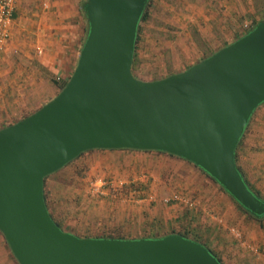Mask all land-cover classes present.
<instances>
[{
	"label": "water",
	"instance_id": "obj_1",
	"mask_svg": "<svg viewBox=\"0 0 264 264\" xmlns=\"http://www.w3.org/2000/svg\"><path fill=\"white\" fill-rule=\"evenodd\" d=\"M149 0H86L87 31L65 86L0 128V232L18 264H221L202 243L80 237L62 230L44 180L91 149L154 151L190 161L250 213L264 199L239 172L235 151L264 102V20L179 73L141 81L131 72Z\"/></svg>",
	"mask_w": 264,
	"mask_h": 264
},
{
	"label": "rangeland",
	"instance_id": "obj_2",
	"mask_svg": "<svg viewBox=\"0 0 264 264\" xmlns=\"http://www.w3.org/2000/svg\"><path fill=\"white\" fill-rule=\"evenodd\" d=\"M150 12L136 45L138 65L133 71L136 79L146 82L181 72L201 58L206 46L215 49L230 42L234 33H246L245 23L252 26L264 19V0H155ZM25 30L22 34L14 28L0 54V128L34 112L59 92V70L44 64L37 35L33 29ZM255 159L264 160V104L250 117L238 159L264 196V177L256 178L264 169L248 166ZM44 186L54 218L65 231L81 237L140 239L156 228L153 236L160 238L201 220L214 221L215 216L222 226L227 205L241 210L192 164L155 153L90 150L47 176ZM191 201L192 205L185 203ZM236 230L242 240V230ZM225 232L240 243L229 227ZM3 241L0 232V264H18ZM263 253L259 249L252 257Z\"/></svg>",
	"mask_w": 264,
	"mask_h": 264
},
{
	"label": "crops",
	"instance_id": "obj_3",
	"mask_svg": "<svg viewBox=\"0 0 264 264\" xmlns=\"http://www.w3.org/2000/svg\"><path fill=\"white\" fill-rule=\"evenodd\" d=\"M83 1L16 0L15 2L11 34L14 28L15 32L19 30L20 33L25 32L27 28L29 30L33 29L38 40L36 47L45 53L44 64H47L51 70L54 68L59 70L58 74L61 79H66L71 75L73 62L79 54L81 34L86 22L84 14L81 11ZM45 35L49 36L45 38V40L48 39L47 41L43 39ZM48 50L50 56L46 53ZM110 152L116 154L121 151ZM253 163L254 166L251 164L248 166L250 168L262 167L264 169V160L255 159ZM241 166L246 174L243 164ZM258 177H264V173L257 174L256 178ZM227 206L229 211H227L226 217L224 214L226 224L221 226L219 223L220 219L217 216L214 217V221L210 220V222L206 223L201 220L199 223H195L199 224L196 227L202 239L211 249H214L218 253L223 264H225L224 262L227 264H264V253L259 257H252L253 253L258 252L259 249H264L263 229L257 221L252 218L249 219L250 217L242 209L238 210L233 204ZM230 225H235L236 228L238 227L242 230L243 239L237 238L241 240L240 243L234 242L226 234V227H229L230 232L231 229H236L235 226Z\"/></svg>",
	"mask_w": 264,
	"mask_h": 264
},
{
	"label": "trees",
	"instance_id": "obj_4",
	"mask_svg": "<svg viewBox=\"0 0 264 264\" xmlns=\"http://www.w3.org/2000/svg\"><path fill=\"white\" fill-rule=\"evenodd\" d=\"M86 0H84L83 2H82V4H81V11H82V13L84 14V18H85V20H86V22H85V26H84V28H83V31H82V34H81V39H80V46H81V44H82V42H83V40H84V37H85V35H86V31H87V19H86V16H85V13H84V10H83V4H84V2H85ZM155 0H149L148 1V3H147V5H146V7H145V9H144V12H143V14H142V16H141V18H140V21H139V24L137 25V28H136V33H135V39H134V55H133V60H132V66H131V72H132V75H133V71L135 70V68H136V66L138 65V59L136 58V51H137V47H136V45H137V43H138V41L140 40V35H141V32H142V26L143 25H145L150 19H151V12H150V9H151V7H152V5H153V2H154ZM262 20H264V19H261V20H257V21H255L254 22V25H252L251 26V28L250 29H252V27H254L259 21H262ZM249 29V30H250ZM235 35H234V37H233V39L231 40V41H233L234 39H236V38H238L239 36H241L242 34H239V33H234ZM230 41V42H231ZM227 44H229V42H225L224 44H222V45H219L217 48H215V49H212V48H210V47H205L204 49H203V53H202V56H201V58L198 60V61H200V60H202V59H204V58H206V57H208V56H210L212 53H214L216 50H218V49H220V48H222V47H224V46H226ZM198 61H196V62H198ZM195 62V63H196ZM192 65V64H191ZM191 65H189V66H191ZM189 66H187L186 68H188ZM185 68V69H186ZM182 71V70H181ZM179 73V72H178ZM173 74H176V72H170V73H168L167 74V76L166 77H168V76H170V75H173ZM134 76V75H133ZM165 78V77H164ZM67 80L68 79H60V81H57L56 83H57V86H58V89H59V91L65 86V84H66V82H67ZM157 80H159V79H157ZM154 81H156V80H154ZM261 104H264V102H262ZM260 104V105H261ZM259 105V106H260ZM41 107V106H40ZM38 109V108H37ZM36 109V110H37ZM31 114V113H30ZM29 114H27V115H24L23 117H21L20 119H22V118H24V117H26V116H28ZM19 119V120H20ZM16 121H18V120H16ZM15 121V122H16ZM249 121H250V119H249ZM14 122H12V123H8V124H6V125H3V127H5V126H8V125H10V124H13ZM248 125H249V122H248V124H247V126L245 127V130H244V132H243V134H242V136H241V138H240V140H239V142H238V144H237V147H236V151H235V160H236V165H237V168H238V170H239V172L241 173V175H242V177H243V179H244V181H245V183L247 184V186H248V188L255 194V195H257L258 197H260V198H262V199H264V196H262L261 195V193L258 191V190H256L255 188H254V186H253V184L250 182V180L248 179V177H247V175L245 174V171L243 170V168H242V166H241V164L239 163V161H238V159H239V150H240V147L242 146V143H243V140H244V138H245V133H246V131H247V129H248ZM91 150H97V151H121V152H132V153H155V154H159V155H166V156H169V157H172V158H176V159H180V160H183V159H181V158H178V157H176V156H173V155H170V154H166V153H162V152H154V151H133V150H121V149H118V150H114V149H91ZM88 151H90V150H88ZM88 151H85V152H88ZM85 152H83V153H81L78 157H76L75 159H73L72 161H70L69 163H67L66 165H68V164H70V163H72L73 161H75L76 159H78L81 155H83ZM183 161H186V160H183ZM187 163H190V164H192L194 167H196L197 169H199L204 175H206L208 178H210L215 184H217V186L219 187V189L222 191V192H224L225 194H227V196H229V198L237 205V206H239L250 218H252V219H254L255 221H257L258 223H259V225H260V227L262 228V229H264V215H260V216H256V215H254V214H252V213H250L248 210H246L235 198H233L215 179H213L208 173H206L203 169H201L200 167H198V166H196L195 164H193V163H191L190 161H186ZM65 165V166H66ZM64 167V166H63ZM61 169V168H60ZM46 179V178H45ZM44 185H45V180H44ZM138 185V184H137ZM44 198H45V202H46V205H47V208H48V210H49V205H48V201H47V198H46V192H45V186H44ZM49 213H50V215H51V217H52V219L55 221V223L62 229V230H64L63 228H62V226H61V224L54 218V216L52 215V213L50 212V210H49ZM189 219H192L191 218V216H190V218ZM198 223H199V221H198ZM196 226H198V224H195V225H192V226H190V225H186V227L185 228H182L181 230H178V231H171V233H169V234H165V236L166 235H170V234H177V235H180V236H182V237H184V238H186V239H189V240H195V241H198V242H200V243H202V244H204L214 255H215V257L220 261V263L221 264H223V262H222V260H221V258H219V255H218V253L214 250V249H211L208 245H207V243L202 239V237H201V234H200V232L198 231V228L196 227ZM190 227V228H189ZM153 229H156V228H153ZM153 229H151L150 231L148 230V232H147V236H145L144 238H146V239H153L154 238V233H155V231L153 230ZM1 235H2V238H3V242H4V244H5V246L7 247V245H6V243H5V239H4V236H3V234L1 233ZM75 235H77V234H75ZM77 236H79V235H77ZM81 237V236H80ZM99 237H108V238H115V239H124V238H117L116 236H99ZM8 248V247H7ZM9 250V249H8ZM9 252H10V250H9ZM11 253V252H10ZM12 255V254H11ZM17 262V261H16ZM18 263V262H17Z\"/></svg>",
	"mask_w": 264,
	"mask_h": 264
},
{
	"label": "built area",
	"instance_id": "obj_5",
	"mask_svg": "<svg viewBox=\"0 0 264 264\" xmlns=\"http://www.w3.org/2000/svg\"><path fill=\"white\" fill-rule=\"evenodd\" d=\"M15 2L16 0H0V54L4 52L10 39ZM243 26L247 31L251 28L248 23H245ZM175 200L178 201L179 198H175ZM185 203H189V205L193 204L192 201ZM231 232L236 238H241V234L238 230L231 229Z\"/></svg>",
	"mask_w": 264,
	"mask_h": 264
}]
</instances>
